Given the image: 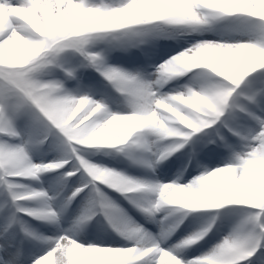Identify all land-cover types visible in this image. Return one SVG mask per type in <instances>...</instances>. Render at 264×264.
Here are the masks:
<instances>
[{
    "label": "clouds",
    "instance_id": "9594fccd",
    "mask_svg": "<svg viewBox=\"0 0 264 264\" xmlns=\"http://www.w3.org/2000/svg\"><path fill=\"white\" fill-rule=\"evenodd\" d=\"M141 3H161L164 0H140ZM183 3H203L209 8L234 9L232 18L218 26V30L193 33L186 27L165 24H151L146 17L130 13L127 9L107 16L85 17L62 14L44 16L21 13L27 28L16 31L11 38L0 41V65H9L28 71L47 52L41 41L55 34L65 40L78 39L86 34L108 32L114 35L135 37L133 46L139 47L149 43L151 39L179 38L205 32H216L220 37L215 40H197L189 47L163 61L156 68L155 74H144L139 71L131 73L141 86L140 94H132L117 78L108 84L118 94L122 108H113L107 101L94 99L89 95H76L62 88L52 89L57 107L63 113L62 124L68 142L69 152L76 157L80 168L94 182L96 195L87 197L84 210L73 221L69 229L71 237L61 236L57 248L41 257L37 264H58L56 257L60 252L77 245L75 238L87 223L97 216H102L109 226L133 247L118 249L126 255L134 256L137 244H144L143 255L155 250L148 247L151 241L142 234L128 228L125 218L126 210L107 193H100L103 185L123 196L133 207L140 210L147 207L166 216L177 223H183L188 213L198 210L219 209L227 204H245L258 198L264 203V184L257 192L236 182L233 177L243 171L246 166L260 161V175L264 177V124L259 129H244L237 133L238 144L233 147L226 162L207 173H202L188 183L178 180L162 183L158 180L142 182L122 170L93 162L88 158L91 154H119L130 163L146 167L153 172L163 161L184 149L193 136L210 128L222 115V107L231 99L236 84L243 74H250L257 68L264 67V35L251 30L245 25L264 22V0H181ZM247 10V11H245ZM202 14L208 12L202 10ZM256 17V20L248 19ZM226 23L233 25V30H222ZM171 33V35H169ZM183 34V35H181ZM200 45V47H196ZM191 74V75H189ZM188 76V81L172 90L164 88L173 80ZM238 86V85H236ZM168 141L167 143H163ZM256 143L255 148L251 145ZM135 145V159L128 156V148ZM79 149V151H77ZM252 156V159L249 157ZM70 158H61L54 162H36L32 152L21 146L16 159L17 175L25 180L41 181L43 174L63 168ZM247 162V163H246ZM66 175H73L67 173ZM21 199H30L33 204L30 213L38 220L58 225L59 214L51 203L54 197L44 189H35L31 185L22 184ZM92 200L94 203L88 204ZM86 221L81 222V216ZM110 222V223H109ZM111 225L119 227L116 231ZM211 231V226L189 234L177 244L183 248L195 245L203 240ZM247 230L238 229L237 224L221 242L210 251L216 252L220 259L199 258L196 264H240L247 258L246 247L250 243ZM93 250V249H88ZM55 256V260L53 257ZM160 264H181L176 256L165 253Z\"/></svg>",
    "mask_w": 264,
    "mask_h": 264
},
{
    "label": "snow or ice",
    "instance_id": "6c2138e0",
    "mask_svg": "<svg viewBox=\"0 0 264 264\" xmlns=\"http://www.w3.org/2000/svg\"><path fill=\"white\" fill-rule=\"evenodd\" d=\"M123 9L146 17L151 24L186 27L193 33L218 30V26L230 20L232 12L237 11L227 8H209L199 2L183 3L181 0H164L161 3H141L140 0H0V41H6L16 31L27 28L21 13L36 14L39 12L44 16L71 13L85 17H98ZM202 10L207 11L208 14H202ZM248 19L256 20L257 18L248 17ZM245 26L264 35V22ZM97 41L116 42L122 45H134L136 42L134 36L114 35L108 32L86 34L78 39L67 41L63 36L49 34L40 42L48 49L42 62L33 64L28 71L7 64L0 65V264H37L41 257L57 248V242L61 236L72 238L70 231L69 234L55 237L45 236L23 220L24 216L38 219L29 211L32 201L20 198L22 193L19 186L23 184L24 178L16 174L18 172L17 153L21 146L26 145L31 151L32 148L43 145L54 137L59 140L58 146L63 153L68 150L66 130L62 124L63 113L57 107L52 89L62 88L64 91H71L76 95L86 94L94 99L100 95L101 99L98 100L104 101V93L84 85L80 79V70L91 68L107 82L119 78L132 94L138 95L142 91L131 73L124 72L118 67H110L105 50H98L92 46ZM77 56L82 58L80 62H74ZM73 81H75V87L69 88V83ZM228 87L235 88V91L227 104L222 107L223 114L217 117L212 127L203 131L198 140L205 145L218 144L230 153L237 144L229 141L228 134L237 138L238 132L249 128L258 130L259 126L264 124V67L257 68L250 74L241 75L236 84H230ZM21 121L25 123L26 131L21 130ZM256 143L262 142L256 141L251 147L255 148ZM136 150L135 145L129 146L130 159H135ZM62 158H70V162L61 169L67 168V165L76 161L75 155L70 152L68 156ZM252 158V156L249 157V159ZM260 167V161L256 160L255 163L246 166L240 174L235 175L233 179L253 192H257L264 184V177L260 175ZM207 172L209 171L205 170L203 173ZM67 173H73V175H66ZM77 174L86 176L79 163L63 172L61 179L67 180ZM142 182L147 183L148 181L143 180ZM99 188L102 190L100 193L102 195L104 191L101 185ZM81 193H86L87 197L96 195L94 182L87 176L64 199V207L70 206ZM92 203L94 201H88L89 205ZM227 205L243 206L247 209L237 223L238 229L247 230V239L251 241L246 247L247 258L240 264L245 261L247 264H264V203L254 197L249 203ZM54 210L59 214L55 208ZM139 211L158 224L159 234L149 232L142 225L135 223L131 217H126L125 223L128 228L151 241V244L147 246L154 245L155 250L150 254L143 255L146 246L142 243L136 245V254L129 256L118 249L133 247L131 243L129 246L117 247L105 246L103 242L82 243L77 240V245H82L84 250L73 247L70 252L67 249L61 251L56 257L58 264H160L161 257L165 253L176 256L181 264H196L199 258L205 257L220 259L214 251L188 258L184 255L185 248L181 245L162 246L164 241L177 229V223L170 221L166 215L159 216L160 212L157 213L147 207ZM216 219L215 216L212 217L203 228L211 226L212 230ZM85 221L86 215H82L81 222ZM111 226L119 231L118 226ZM21 234L23 239H21ZM24 240L33 242L31 248L24 244ZM42 244L49 246L41 248ZM191 246L193 245L188 247ZM90 248L93 250H88ZM252 257L255 259H251Z\"/></svg>",
    "mask_w": 264,
    "mask_h": 264
},
{
    "label": "rangeland",
    "instance_id": "374dc122",
    "mask_svg": "<svg viewBox=\"0 0 264 264\" xmlns=\"http://www.w3.org/2000/svg\"><path fill=\"white\" fill-rule=\"evenodd\" d=\"M224 27H223L222 30H225V31L233 30L232 28L228 29V28L225 27L226 28L225 29ZM219 38L220 37L216 34V32H205L202 35L193 34V35H189V36H180L179 38H169L165 42H160L158 45L162 46V48L166 49V50H167V46L172 45L175 49H178L179 52H180L183 49L189 47L192 43H194L197 40H215V39H219ZM161 54L164 57H166V58H169V57L173 56L172 53L169 52V51H161ZM106 58H107V56H106ZM140 72L144 73V70H141ZM95 98L96 99H101V97H99V96H96ZM111 105H112L113 108H118V107H115L113 104H111ZM23 131H26V127L23 129ZM229 141L231 143H233V144H238V141L235 142L233 139H230ZM167 142L168 141H164L163 143H167ZM31 152H32V155H33V159L36 162L55 161L54 157L52 156L54 154V151H49V150L44 151L42 149V145H38V146L32 148ZM208 155H210L212 158L209 159V156H203V159H202V163L203 164H201V165L197 164L196 167L193 170H191L190 172H186V170L184 168V164H180L179 167H178L179 170L176 172V177H174L173 179H171L168 182H171V181L177 179L178 182H180V183H188V182H190L192 180V178H195L196 176L202 174L205 170L211 171L212 169H214V168H216L218 166H222L226 162V160L228 159L230 153L226 154V156H223L221 159H219V157H214L215 154H212V153H209ZM59 159H61V158H58V160ZM166 166H167V164H165L163 167L159 168L157 170V172H156L157 174H155L152 170L148 169V171L146 172L147 181H155L158 177L162 178L163 176L170 175L168 173V170H167ZM201 166H204L205 170L203 172L195 173L191 177V175L194 172L198 171V169H200ZM60 187L62 188L63 185L60 184ZM54 188H55V185L49 184V183L46 185V187L41 188V189H44V190L48 191V193H50V196L54 197L53 201H51L52 204L56 203L57 200L61 201V197H60V195L58 193V190L54 189ZM35 189H38V188H35ZM73 190H71V191H73ZM57 206H58L59 210H57V209L56 210L60 214V221H59L58 225L51 224L49 226V228H51L49 233L56 232V233H59V235L69 234V229L72 228L73 221L75 220V218L77 216H79L81 214V212L83 210H81L77 214H74L71 217V216H69L67 214L68 207L67 208L64 207V200L61 201V203L57 202ZM232 210L233 209L230 208V209H228V210H226L224 212L226 217H225V219L222 221V223L220 225V226H225L226 233H222L220 231L219 233H217V234H215L213 236H208V234H207V236L203 240H201L199 243L184 249V255L186 257H188V258H192L194 256H200L203 253H206V252L210 251L213 248L214 245H216L219 242H221L222 239L226 235H228L230 230L240 221V219H242L244 213L246 212V209H243V210L236 209V213L237 214H234V213H231ZM169 219H170V221H172L171 218H169ZM192 222H193V224H196L194 232H196V231L201 229V227H200L201 219L199 217L193 219ZM102 229H103V226L101 224H95V225L92 226L90 224V222H89L83 228V230L80 231L77 234V236L75 238H77L82 243H101V242H103V244L105 246H117L118 247V245L120 243H124L125 245L128 244L127 241H125V240L121 241L120 239H115L113 241H101V240H99L100 239V235L99 234L102 231ZM91 232H93V233H91ZM159 232H160V229L157 232V234H159ZM169 238H170V236L164 241L162 246H165V244H166V242H167V240ZM178 242L179 241H177L175 243H172L169 246H165V247H171L172 245H175Z\"/></svg>",
    "mask_w": 264,
    "mask_h": 264
},
{
    "label": "bare ground",
    "instance_id": "6f19581e",
    "mask_svg": "<svg viewBox=\"0 0 264 264\" xmlns=\"http://www.w3.org/2000/svg\"><path fill=\"white\" fill-rule=\"evenodd\" d=\"M53 260H55V256H54Z\"/></svg>",
    "mask_w": 264,
    "mask_h": 264
}]
</instances>
